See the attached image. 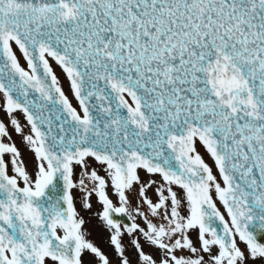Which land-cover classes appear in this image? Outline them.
<instances>
[{
    "label": "snow or ice",
    "instance_id": "6c2138e0",
    "mask_svg": "<svg viewBox=\"0 0 264 264\" xmlns=\"http://www.w3.org/2000/svg\"><path fill=\"white\" fill-rule=\"evenodd\" d=\"M0 264H264V0H0Z\"/></svg>",
    "mask_w": 264,
    "mask_h": 264
},
{
    "label": "rangeland",
    "instance_id": "374dc122",
    "mask_svg": "<svg viewBox=\"0 0 264 264\" xmlns=\"http://www.w3.org/2000/svg\"><path fill=\"white\" fill-rule=\"evenodd\" d=\"M54 69L57 71V74L61 76L62 86H63V87L65 88V90L67 91V81L63 79V76H62V74L60 73L59 68H56V67L54 66ZM68 94H69V98L72 100V103H73L74 105H76L77 102L75 101V99L71 96L70 93H68ZM202 151H203V150H202ZM206 161H207L208 163H210V160L208 159L207 156H206ZM110 194H111V193H110ZM113 198H115V197H113Z\"/></svg>",
    "mask_w": 264,
    "mask_h": 264
}]
</instances>
